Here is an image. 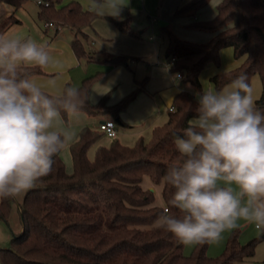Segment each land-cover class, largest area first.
<instances>
[{
  "label": "trees",
  "instance_id": "trees-1",
  "mask_svg": "<svg viewBox=\"0 0 264 264\" xmlns=\"http://www.w3.org/2000/svg\"><path fill=\"white\" fill-rule=\"evenodd\" d=\"M28 1L0 3L16 11ZM43 1L49 6L39 5L40 20L52 23L57 32L70 28L77 33L72 49L79 60L128 66L132 58L102 60L87 51L85 30L100 16L83 6L86 0ZM210 2L191 0L177 7L173 17H194ZM112 22L121 32L135 36L130 18ZM18 23L14 14L7 16L0 22V34ZM189 27L209 33L210 40L195 43L179 38L167 27L163 31L168 36L167 60L175 58L170 71L183 74L182 85L194 92L182 90L175 96L167 122L153 129L150 141L140 138L135 145H125L114 138L109 146H98L91 159L90 151L106 136L98 128L84 127L68 147L72 171L60 152L53 157L54 171L28 190L21 201L0 200V220L11 228L10 220L17 213L21 226V231H12L11 248L0 250L2 264H235L254 257L260 238L243 245L238 231L229 236L222 256L214 258L207 253L209 244L196 245L193 254L186 256L185 245L171 233L151 227L165 208L178 214L168 204L174 189L163 177L171 165L181 162L174 140L183 136L188 121L196 115L198 95L203 91L200 74L209 64L221 65L223 49L232 48L234 58L242 63L212 76L211 84L219 90L240 74H246L249 83L259 75L262 92L255 103L264 112V0H221L213 18ZM26 70L35 76L44 73L35 66ZM103 76L88 77L79 87L90 94ZM146 81L138 82L136 90L114 106L107 104V95L96 105L89 102L81 113L107 116L116 122L144 90ZM61 116L67 121L69 115ZM145 177L161 186L163 205L156 204L153 190L142 187Z\"/></svg>",
  "mask_w": 264,
  "mask_h": 264
},
{
  "label": "clouds",
  "instance_id": "clouds-1",
  "mask_svg": "<svg viewBox=\"0 0 264 264\" xmlns=\"http://www.w3.org/2000/svg\"><path fill=\"white\" fill-rule=\"evenodd\" d=\"M123 0H89V12L119 16ZM27 66L55 71L41 81ZM63 61L34 38L0 34V200L17 199L53 171L75 131L61 114L75 117L92 100L78 86L61 83ZM196 115L174 140L181 162L163 177L174 189L151 225L185 246L218 241L240 222L264 231V112L246 74L198 95Z\"/></svg>",
  "mask_w": 264,
  "mask_h": 264
},
{
  "label": "crops",
  "instance_id": "crops-1",
  "mask_svg": "<svg viewBox=\"0 0 264 264\" xmlns=\"http://www.w3.org/2000/svg\"><path fill=\"white\" fill-rule=\"evenodd\" d=\"M155 1L156 0H142L143 9L146 11L153 10L152 12L157 11L158 5H154ZM220 1L221 0L218 2ZM168 2L171 7L167 9L168 13H164L163 16H165L164 19L167 20L171 16L170 19L172 20L175 12L173 10H176L177 7L184 5L189 1L168 0ZM123 3L125 5L121 8L119 16H100L93 22L92 27L85 30V33L88 36L86 49L92 51L97 58L102 60H109L118 56L132 58L128 66L87 61H85L86 64L83 65L82 61L84 60H79L72 49V41L76 38L77 33L70 28H63L62 32H60L61 30L57 32L55 29V34L52 37L51 47L49 49L63 61L64 67L61 69L63 79L61 83H68L79 87L86 78L96 76L101 73L104 74L102 79L94 83L92 87V91L90 93L92 100L90 103L93 105L98 104L105 96L108 95L107 104L109 106H114L136 90L138 82L147 79L144 90L140 92L130 103L127 109L120 114V119L116 120V139H119L125 145H133L140 135H147L149 132H152L155 127L161 126L167 122L169 112L167 116L164 114L163 111L165 108H163V102L170 104L172 107L175 96L182 90H185V86L182 85V80L175 78V74L170 71V68L167 65L163 66L160 63L161 48L155 34L156 30L149 26L148 19L145 21V13H141L142 10L139 9L138 5H133L129 9H126V1L123 0ZM85 8L88 10V6ZM206 9L207 7L202 9L199 13L201 14V12L205 10L209 19L213 18L215 15H213L212 11ZM163 11L164 5L162 4L160 14H162ZM130 17L132 19L131 27L135 36H130L121 32L112 22V20L125 21ZM176 19L177 21L185 24L184 20H181L183 17ZM172 24L174 25L172 29L174 33L182 36L183 38H189L187 35L188 32L185 30L186 28H184V26L175 23ZM162 33H164V31ZM207 34V38H211V35L209 33ZM195 41L201 42L199 40ZM221 53L223 54V57L226 58V62L230 63L231 54L229 53H233L234 56L233 49L226 48L223 49ZM138 63H147L150 65L148 70L150 74L149 77H145L141 80V75L133 69V66ZM241 63L242 60H236L234 66L238 67ZM228 68L229 67H222V71L232 70V67ZM44 72L45 73L42 75L37 76L41 81H47L55 78V71L44 69ZM213 72L216 73V71ZM75 119V126L78 127L75 130V136L71 142H74L77 139L81 128L87 127V124H89V126L90 123L91 125L94 124L91 128L97 129L100 122L112 120V118L107 116L89 117L85 119L78 117ZM105 138L109 141L107 142V140H104ZM105 138L90 151L89 155L91 159L94 157L95 150L98 146L110 145L112 139L107 137ZM61 157L66 162L67 169L69 170L70 160L67 156H63V154ZM142 187L150 190L157 189L158 195L156 194V204H164L161 195V186H155L152 182L151 184L145 185L143 180ZM19 228V231H21V226H19Z\"/></svg>",
  "mask_w": 264,
  "mask_h": 264
},
{
  "label": "rangeland",
  "instance_id": "rangeland-1",
  "mask_svg": "<svg viewBox=\"0 0 264 264\" xmlns=\"http://www.w3.org/2000/svg\"><path fill=\"white\" fill-rule=\"evenodd\" d=\"M126 1V9H129L130 7H132L133 5H138L139 9L142 10L141 13H145L144 14V18L145 21H147V19L149 20V26L154 30H156L155 34L158 38V42L160 44V48H161V54H160V63L165 66L167 65V63L169 62V60L166 59V53H167V47H168V36L163 32V29L165 27H167L168 29L172 30L173 29V24H179L181 26H184V28H186L185 30H187L188 32V37H182L180 35H176L183 39V40H187V41H191V42H195V43H207L210 38L208 37V34L204 31L201 30H196V29H192L189 26L195 22L198 21H206L209 19L208 14H206V11L203 10V12H201V14L199 13L198 15L194 16V17H183L185 24L177 21V19H164L165 16H163L164 13H166L168 10V8H170V4L168 2V0H156L154 5H158L157 6V11L152 12V11H146L143 9L142 6V0H125ZM186 2L191 1V0H184ZM219 0H211V2L208 4L207 9L206 10H211L213 15H215L216 12V6L219 3ZM89 4V0L83 1V6L87 7ZM162 4L164 5V11L162 12V14H160V11L162 10ZM175 9V8H174ZM175 11V10H173ZM39 13H40V7L39 5L36 3V1L31 0L28 1L24 7L18 9V10H14L13 7H11L10 5H7L5 3H0V22L2 20H4L7 16L14 14V16L21 21L19 24H15L12 27H10V29L5 33L7 35H22V36H27V37H31L34 38L36 41L44 43L46 45H49L48 48L51 47V41H52V37L54 36V32L56 29V26L53 27H48L46 26V23L42 22L39 18ZM168 13V12H167ZM166 13V14H167ZM169 15V14H168ZM171 15V13H170ZM196 17V18H195ZM130 20L132 22V19L130 17ZM180 20V19H178ZM173 21V22H172ZM148 24V23H146ZM63 28H60V32H62ZM128 35V34H127ZM131 36V35H130ZM195 40H199L201 42L195 41ZM203 40V41H202ZM88 52H90L94 57H96L92 51L88 50ZM232 52V51H229ZM231 54V58H230V63L226 62V58L223 57V54L221 53V65L219 67L215 66L214 64H209L208 66H206V68L202 71V73L200 74V83L202 85V90H206L209 88H214V86L211 84L210 82V78L217 73L220 72H225L224 70L222 71V67H232V70L235 69L237 66H234L236 59L233 56V53H229ZM238 61V60H237ZM83 65H85V61H82ZM147 63L143 64V63H138L136 65L133 66V69L135 71H137L138 74L141 75V80H143L145 77H149L150 74L148 72L150 65H148ZM234 67V68H233ZM228 68V69H229ZM44 71V69H43ZM213 71H216L213 72ZM220 71V72H217ZM230 71V70H229ZM227 72V71H226ZM45 73V72H44ZM183 75V74H182ZM184 76V75H183ZM251 86L254 89V97H255V102L260 98L261 96V92H262V82H261V78L259 75H255L252 80H251ZM185 90L189 91V92H194L193 88L190 86H185L184 88ZM171 103V102H170ZM163 108L164 109V114L167 116L168 112H169V108L171 107L170 104H166L163 102ZM81 113V112H80ZM62 117V116H61ZM78 117H82V118H89V116H87L84 113L79 114L78 116L72 117V116H68L67 121H65L63 118L62 120L65 122L66 125H70L71 128L75 131L77 129L78 126H75L76 124V119ZM94 125V124H93ZM90 123L87 124V127H91L93 126ZM120 127V124H119ZM118 127V129H119ZM83 128V127H82ZM81 128V130H82ZM143 138L146 141H150L152 138V132H149L147 135H140L137 138L138 139ZM104 139V138H103ZM102 139V140H103ZM104 140H107L106 138ZM109 140H107L108 142ZM136 141V142H137ZM133 145H135V143ZM72 143V142H71ZM70 143V144H71ZM67 156L68 159L70 160V166H69V170L72 171V161H71V156H70V152H69V148H67L66 150L61 152V156ZM93 154V153H92ZM91 154V155H92ZM93 158V157H92ZM64 163L66 164V162L64 161ZM67 166V165H66ZM151 179L149 177H145L144 178V184H151ZM153 191H155V194L158 195L157 189H151ZM24 194L17 198L19 201H21L23 199ZM17 213H14V217L11 218L10 223H11V228L8 227L6 225L5 222H3L2 220H0V250L1 249H7V248H11V240L13 238V233L14 232H19V226H20V220L17 217ZM234 231H238L239 232V240L241 242V244H247L248 242H250L253 239H258L260 238V242L258 243L257 247H256V252L253 258L248 259L245 262L242 263H235V264H257L258 261L264 260V238H263V233L260 230H257L255 228L254 225L252 224H248L245 222H240L239 226L236 229H233L231 231H225L221 234V237L218 241L214 242V243H210L207 253L209 256L217 258L222 256V254L225 251L226 248V244L228 241L229 236L231 235L232 232ZM196 245H192V246H185L184 248V254H186L187 256H190L193 254L194 250H195ZM0 264H2L1 260H0Z\"/></svg>",
  "mask_w": 264,
  "mask_h": 264
},
{
  "label": "built area",
  "instance_id": "built-area-1",
  "mask_svg": "<svg viewBox=\"0 0 264 264\" xmlns=\"http://www.w3.org/2000/svg\"><path fill=\"white\" fill-rule=\"evenodd\" d=\"M36 3L38 5H44L46 7L49 6V3L44 2L43 0H36ZM46 26L53 27L54 25L52 23H47ZM174 62H175V58H171L170 61L167 63V66L170 68L174 64ZM174 76L176 79L179 80L183 79V75L181 73H177ZM169 111H173V106L169 109ZM98 129L104 132L107 138L114 139L117 137V126L114 120H105L100 122ZM262 233L264 238V231H262ZM257 264H264V260L258 261Z\"/></svg>",
  "mask_w": 264,
  "mask_h": 264
}]
</instances>
